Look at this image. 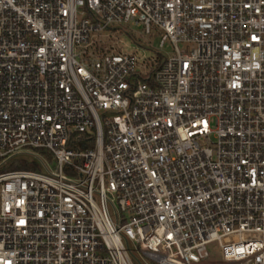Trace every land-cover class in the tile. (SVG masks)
<instances>
[{
    "label": "built area",
    "instance_id": "obj_1",
    "mask_svg": "<svg viewBox=\"0 0 264 264\" xmlns=\"http://www.w3.org/2000/svg\"><path fill=\"white\" fill-rule=\"evenodd\" d=\"M130 23L171 53L108 45ZM22 153L44 170L4 169ZM131 244L264 264V0H0V264Z\"/></svg>",
    "mask_w": 264,
    "mask_h": 264
},
{
    "label": "rangeland",
    "instance_id": "obj_2",
    "mask_svg": "<svg viewBox=\"0 0 264 264\" xmlns=\"http://www.w3.org/2000/svg\"><path fill=\"white\" fill-rule=\"evenodd\" d=\"M115 30H111L113 32ZM104 39L107 41L108 45H114V48L122 52H138L140 57H143L145 54L150 60L158 58V61L161 62L169 55L172 51V46L170 43H166L164 48H160L161 35H148L144 32L143 27L137 26L133 23L125 24L121 26L120 32L111 33V36H106L104 33ZM28 152L33 151L35 154L39 155L47 164H51V159L48 155V151L40 150H25ZM5 170L13 169H41L44 170V167L38 162V160L28 153H22L17 155L12 159L4 168ZM134 249V254L132 258L135 264H159L157 261L153 260L145 254V251L139 246L131 244ZM208 251L211 256L212 261L221 260V251L218 242H211L207 245ZM134 255V256H133Z\"/></svg>",
    "mask_w": 264,
    "mask_h": 264
},
{
    "label": "water",
    "instance_id": "obj_3",
    "mask_svg": "<svg viewBox=\"0 0 264 264\" xmlns=\"http://www.w3.org/2000/svg\"><path fill=\"white\" fill-rule=\"evenodd\" d=\"M134 256V255H133Z\"/></svg>",
    "mask_w": 264,
    "mask_h": 264
}]
</instances>
